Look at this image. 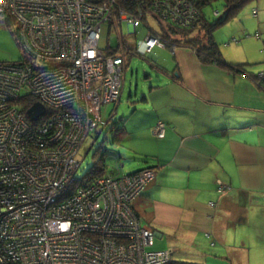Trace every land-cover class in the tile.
<instances>
[{"label":"built area","instance_id":"built-area-1","mask_svg":"<svg viewBox=\"0 0 264 264\" xmlns=\"http://www.w3.org/2000/svg\"><path fill=\"white\" fill-rule=\"evenodd\" d=\"M138 1L0 0V18L15 24L23 55L0 63V264L171 260L170 249L153 248L156 232L133 205L155 168L92 182L78 175L80 150L91 132L108 125L103 108L123 91L125 57L100 47L102 26L139 27L145 10L120 6ZM148 5L147 13L167 24L199 20L196 0ZM120 39L115 48H123ZM160 39L149 29L146 55L163 45ZM33 99L45 107L37 118L28 113ZM165 130L159 121L156 135Z\"/></svg>","mask_w":264,"mask_h":264},{"label":"crops","instance_id":"crops-1","mask_svg":"<svg viewBox=\"0 0 264 264\" xmlns=\"http://www.w3.org/2000/svg\"><path fill=\"white\" fill-rule=\"evenodd\" d=\"M259 1L252 14L261 11L264 18ZM260 26L264 32L263 22ZM243 28H228L232 41H241L237 36H245ZM259 32L254 35L258 40L264 36ZM219 44L225 60L245 64L247 73L203 62L188 46L159 45L147 61H153L156 75L141 86L137 78L134 92L131 81L129 112L121 113L127 116L122 142L134 140V158L146 164L133 171L159 168L133 205L142 223L156 232L154 246L157 241V249L169 248L171 260L202 258L204 252L190 246L198 245L203 233L215 253L229 260L226 264H264V232L250 229L264 228V71L255 74L248 62ZM116 45L115 40L110 44ZM159 121L166 125L162 138L155 132ZM219 180L226 186L223 191ZM245 228L251 234L238 237Z\"/></svg>","mask_w":264,"mask_h":264},{"label":"rangeland","instance_id":"rangeland-1","mask_svg":"<svg viewBox=\"0 0 264 264\" xmlns=\"http://www.w3.org/2000/svg\"><path fill=\"white\" fill-rule=\"evenodd\" d=\"M260 1L259 2L261 4L264 3L262 2L264 0H260ZM212 4L213 5L206 6V8L204 9L205 14L210 19V21H213L214 19L217 18L216 10H218L220 14H222L223 12V6L220 0H215L212 2ZM258 4L259 3L257 0V1H252L247 5H245L235 18H233L228 23L224 24L215 33L218 41L221 43L222 50L227 51L229 55L234 53L237 59L242 58L245 62H248L247 67L250 70H252L255 74H261V72L264 71V36H262V39L259 40L254 36V35H256L257 37L261 36V33L259 31H261L262 34L264 35V32L260 26V23L263 22L264 24V18L263 15L261 14V11L258 14V16L252 14L253 7H257L254 5H258ZM10 17H13V15H11ZM242 24L244 25L243 29L245 36L243 37L237 36V39L238 38L241 39V41L239 42L232 41L233 39L231 38L235 36L227 33L228 28H231L232 26H242ZM148 26L154 28L155 30H159L160 29L159 20L154 16H150L148 20H146V22H143L138 28L135 27L134 29L127 21H123L122 24L118 26V30L114 26L110 27L108 23H105L102 26L101 40H100L101 48L105 49L108 46H110V44L113 43L114 40L116 41V39L121 38L120 39L121 41L125 40L127 42L128 44L127 48L132 46L136 51L131 54L130 56L131 58L128 60V62L129 61L130 62L128 63V68L126 70V76H125L126 82H124L125 85L123 88L124 89L123 97L121 99L122 101L119 104L118 111H116L115 109L116 104L114 103L107 104L106 109L103 108V117L106 120H108V125L105 128L99 130V132L98 131L91 132L77 156L78 160L81 161V165L78 170V175L80 177L85 175L87 171L93 166L94 157H95L94 154L97 152L98 149H101V151L98 153L97 156L104 154L105 158H107L106 159L107 172L128 173L138 168L139 166L146 165L143 161L134 158L135 157L134 149H136L133 143L134 140L132 141L125 140L121 144L120 142H116V143L112 142V134L108 130L113 124L112 120L115 121L119 119L121 117L122 112L125 113L129 112V103L127 98L130 94L129 90L131 88V81L133 82L132 85L133 92L135 91L134 86L137 78L139 79L140 86L142 84L144 67H146L145 64L148 61V55L145 54V46H144L145 45L144 39L149 31ZM11 29H14L13 25H8L6 19L0 18V61H17L21 57L22 49L17 43ZM257 30L259 31L256 32ZM195 32H197V29L194 30V33ZM221 35L224 36L227 35L226 40H224V38H220ZM137 70L138 72H136ZM150 71L151 73H153V75H156V73L152 72V70ZM131 109L133 110V108ZM122 163L124 165L120 167ZM116 166L120 167L119 170L115 169ZM158 170L157 168H155L156 172ZM154 180L155 178L151 181V183ZM220 187H222L221 188L222 190L226 189V186L219 180V190ZM261 223L262 222L260 220L259 225ZM250 229L252 230L253 233L256 232L255 231L256 229L258 230V232L259 231L264 232L263 227L256 228V226H251ZM250 229L248 230V228H245L246 233L240 230L238 237H240L241 234H251ZM200 235L201 237H199L197 240L198 245L197 244H195L196 246L192 245L193 247L190 246V248L191 249L198 248L201 252H204L203 257L196 258L193 255H189L188 257L185 256L188 260L191 261L199 260L198 262H202L204 264H226V262L229 263V260L225 258L226 256L223 258L215 253L216 247L212 245L211 243L212 241L208 239L207 235L205 236V234L203 233H201ZM233 239L237 242L236 238L233 237ZM156 244L154 246L155 249H157ZM236 245L240 246L239 241L237 242ZM214 256L218 257L219 259H216ZM169 258L170 259L172 258V253L169 256Z\"/></svg>","mask_w":264,"mask_h":264},{"label":"trees","instance_id":"trees-1","mask_svg":"<svg viewBox=\"0 0 264 264\" xmlns=\"http://www.w3.org/2000/svg\"><path fill=\"white\" fill-rule=\"evenodd\" d=\"M150 0H142L138 1L135 4H130L127 2H121V7H127L128 9H131L135 11L136 13L140 14L141 10H145V13L143 15L144 22L148 20L150 14L148 6H146V3ZM215 0H196V7L199 13V20L195 22L193 25H189L187 27L179 26L175 23L168 22H162L160 21L156 16L159 23H160V29L155 30L152 27L148 26V29L154 34H157L160 36V40L163 45L171 47L174 45H181V46H188L194 49L198 55V57L203 62H211L216 63L219 66L230 68L231 70H238L239 72L242 71L244 73H247L245 71V64H236L231 63L225 60L223 57L220 44L215 39V31L222 27L227 22L231 21L233 18H235L238 13L242 10V8L247 5L248 3L252 1L257 0H220L223 6V12L222 14L219 13V11L216 13V19L213 21H210V19L206 16L204 9L208 5H213L212 2ZM143 6V7H142ZM147 13V14H146ZM8 25H13L14 29H11L13 32V35L15 36V39L17 43L20 46L19 40H18V34L15 29L14 23L12 21L7 20ZM138 28V27H137ZM197 29V32L194 33V30ZM128 44L124 40L123 41V48H114V47H107L103 48L104 50H108L107 52L109 54H121L125 57V61H128L131 57V54L134 52L131 50V48H127ZM139 51V50H138ZM23 55L21 54V57L19 60H21ZM17 60V61H19ZM1 62H7V61H0ZM14 62V61H11ZM159 69H162L161 66H159ZM253 79L259 80V77L257 75H252ZM31 103H34L35 99L30 100ZM35 104V103H34ZM127 116H121L117 120H112L113 124L109 128V132L112 134V142H122L123 138V128L125 127V118ZM99 132V131H98ZM101 151V149H98L97 152L94 154V164L93 166L87 171L85 175L82 177L86 178L87 182L94 181L97 177L102 175H122L124 173H118V172H107V163L105 155L101 154L99 156L98 153ZM150 168H156L155 166H148ZM119 166H116L115 169L119 170ZM147 168V167H144ZM143 169V168H142ZM140 170V169H139ZM138 171V170H137ZM135 172V171H133ZM138 215V214H137ZM139 216V215H138ZM154 248V245H153ZM155 249V248H154ZM167 264H204L202 262H195V261H187V260H170Z\"/></svg>","mask_w":264,"mask_h":264},{"label":"water","instance_id":"water-1","mask_svg":"<svg viewBox=\"0 0 264 264\" xmlns=\"http://www.w3.org/2000/svg\"><path fill=\"white\" fill-rule=\"evenodd\" d=\"M151 63H153V61H151ZM151 63L146 62V64H145L146 67H144V72H143V79L144 80L152 77L153 73H151L150 70H152V72L155 73V68L152 67ZM137 72H138V70H137ZM134 88H136V83H135ZM44 112H45L44 105L41 103H35L34 106H32V108L29 110L28 113H29L30 117L37 118L40 114H43Z\"/></svg>","mask_w":264,"mask_h":264}]
</instances>
